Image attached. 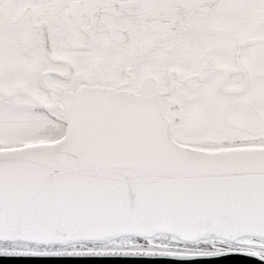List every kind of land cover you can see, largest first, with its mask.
Returning <instances> with one entry per match:
<instances>
[{"label": "snow or ice", "instance_id": "1", "mask_svg": "<svg viewBox=\"0 0 264 264\" xmlns=\"http://www.w3.org/2000/svg\"><path fill=\"white\" fill-rule=\"evenodd\" d=\"M0 257L264 262V0H0Z\"/></svg>", "mask_w": 264, "mask_h": 264}, {"label": "water", "instance_id": "2", "mask_svg": "<svg viewBox=\"0 0 264 264\" xmlns=\"http://www.w3.org/2000/svg\"><path fill=\"white\" fill-rule=\"evenodd\" d=\"M237 259H242V260H247L248 258L246 257H239ZM0 264H13L12 261L6 260L3 257H0ZM255 264H264V262H255Z\"/></svg>", "mask_w": 264, "mask_h": 264}]
</instances>
